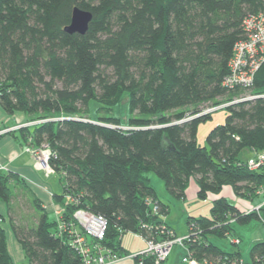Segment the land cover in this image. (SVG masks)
<instances>
[{
  "label": "trees",
  "instance_id": "16d2710c",
  "mask_svg": "<svg viewBox=\"0 0 264 264\" xmlns=\"http://www.w3.org/2000/svg\"><path fill=\"white\" fill-rule=\"evenodd\" d=\"M74 6L92 13L84 35L63 30ZM262 11L264 0H0V108L7 115L23 113L26 122L40 121L6 134L21 146L46 144L61 185L52 199L63 210L58 220H49L22 178L0 171V202L7 205L23 264H80L71 245L75 236L58 229L59 222L72 226L80 209L106 220L101 247L128 256L122 235L143 232L141 224L161 226L169 210L157 200L147 173L176 199L185 198L191 178L201 199L224 185L245 199L264 187V173L249 171L238 158L245 148L264 152V62L252 88L259 96L226 106L224 122L208 132L206 146L196 141L197 127L211 114L185 116L188 108L195 116L204 103L239 96L227 92L222 80L232 47L243 37L242 20ZM91 101L97 104L93 116ZM121 102L128 106L127 130L112 114ZM15 186L39 213L34 226L10 216ZM147 197L157 201L158 212L145 204ZM252 219L264 221V205L245 213L216 199L209 217L188 218L200 230L188 250L198 260L240 258L239 251H225L208 236L225 238L231 221ZM3 220L0 214V264H14ZM73 228L84 234L76 223ZM249 257L251 264H264V240L251 246ZM133 260L152 264L151 258Z\"/></svg>",
  "mask_w": 264,
  "mask_h": 264
},
{
  "label": "built area",
  "instance_id": "2783aa9c",
  "mask_svg": "<svg viewBox=\"0 0 264 264\" xmlns=\"http://www.w3.org/2000/svg\"><path fill=\"white\" fill-rule=\"evenodd\" d=\"M242 32L243 37L237 40L233 47L231 56L228 61V73L222 80V87L227 92H240L239 96L229 103H220L219 105H210V107L204 103L199 108L195 116H202L206 114H212L218 109L225 108L226 106L244 100H251L259 95L252 94V88L254 85V76L257 70L264 62V11L250 14L244 17L242 20ZM250 92L249 94H245ZM40 121L29 122L24 126H31ZM11 128L8 130H16L20 128ZM123 130L130 129L127 126L120 127ZM0 131V135L4 133ZM26 152L32 155L35 160V166L40 171H43L45 176L53 174V170L49 166L50 151L46 144H42L39 148L27 146ZM254 152V154L246 160V167L249 171L263 172L264 173V152ZM0 171H4L3 167H0ZM70 202L77 203V199L74 197H67ZM67 204V203H66ZM145 204L156 213L159 211L157 201L151 197L145 199ZM62 208V207H61ZM63 208L61 209V211ZM258 210V208L256 209ZM249 213V212H245ZM75 223L84 231L83 235H79L75 232L72 222V226L59 222L58 229L61 232H68L75 236V239L71 242L72 246H75L76 250L81 256L80 264H112L123 257H119L109 249L103 248L99 245V241L102 240L106 231L107 222L102 216L94 215L91 212L80 209L73 214ZM143 232L133 233L135 236L141 238L145 244V248L140 253L130 255V258L136 256L141 259L151 258L152 264H161L164 262L174 245L180 246L186 251L181 262L184 264H245V262L237 257L224 255L215 259H202L198 260L193 257L191 251L188 250V243L197 241L199 239L200 230H198L194 223H191L188 228V234L183 237H177L174 232L166 225L162 224L155 228H151L147 225L141 224ZM121 233V231H120ZM232 244L237 245L240 240L233 239ZM93 252V253H91ZM142 264V261L139 262Z\"/></svg>",
  "mask_w": 264,
  "mask_h": 264
},
{
  "label": "rangeland",
  "instance_id": "374dc122",
  "mask_svg": "<svg viewBox=\"0 0 264 264\" xmlns=\"http://www.w3.org/2000/svg\"><path fill=\"white\" fill-rule=\"evenodd\" d=\"M249 93L250 92H246L245 94L247 95ZM123 97H125V95ZM217 100L221 103H224V102H227V97H222ZM206 104L210 107L212 103H206ZM96 107H97V104L94 101H91L89 103L90 116H93L95 114ZM200 107L201 105L198 106V109ZM0 111L4 114V112L1 109ZM191 111H192L191 108L186 109L185 116L192 118L193 116L191 114ZM171 113L173 112H170V114ZM112 114L120 118V121L123 124V126L127 125L128 116H129L127 103L121 102V104H119L113 109ZM226 114H227V110L225 108L218 109L217 111L211 114L210 119H207L198 125L196 141L199 145L206 146V136L208 132L215 126L222 124L224 122ZM10 120L11 121H9L8 124H6L7 126L14 124V119L10 118ZM9 131H14V130L4 131V133L2 134H6ZM17 135L20 139V135L18 133ZM22 147L23 149H25V152H26L27 145H22ZM253 154L254 152L245 148L239 152L238 158L240 160H247L250 157V155L252 156ZM40 170L41 169H39V174L43 175L44 174L43 171H40ZM147 175L150 178L151 185H153L156 189L158 198L161 201L164 199H167V201L170 204L171 212L167 217H168V220L173 224L175 228L176 233L174 234L180 238L185 237L188 234V231L186 228L187 225L184 219L181 218V215L186 213L187 211L190 213H195V214L203 213V211L209 212L210 205L212 204V201H210L211 200L210 197L211 195L217 194V193L209 192L208 194H206L207 196H205L204 199H201L198 196L197 198L193 196L191 198L190 194H188L187 197L183 199H176L172 197L171 195H168L167 197L165 196V194H167L166 193L167 191L164 187L163 181L153 173H147ZM46 177H49V179L44 180L46 183L44 185H47L48 187L50 186L54 192L59 194L61 192V185L58 182V175L52 174ZM190 184H194L193 178L190 179ZM226 189H229L232 192V189L229 185L223 186L222 190L224 191ZM19 190L20 191L14 192L16 197H15V202L11 205V215L10 216L12 220L15 221L16 224H21L24 226L25 224L27 223L30 224L31 222L32 225L34 226V223L36 222V219L39 216V213L33 209L30 198L28 196H22V193H23L22 189L20 188ZM233 196L235 200H237V202L239 203L243 202L242 203L243 205H246V204L252 205L248 199L237 197L235 196V194ZM252 206L256 207L257 205L256 206L252 205ZM3 207H5V210L3 209ZM0 211L3 214V217L5 218L6 222H8V219H9L8 208H7V205H5L3 202H0ZM49 220H54L53 213L51 212L49 213ZM248 223L246 224L236 223L233 225V227L231 226L232 229L235 230L234 234L233 233L231 234V235H234L233 238H236L237 236L235 234H238L242 239V242H240V244L238 243L237 246H238L240 253L245 259L244 261H248L249 259V247L250 246L247 247V245L249 243V237L254 229V227L252 226L253 223L251 222V225ZM233 238L230 236H226L225 238H217V239L215 238V242H217L222 248L230 251L232 249H236L237 247V246H233V244L231 243V240ZM121 244H122L121 246H123L128 251L129 250L132 251V252L129 251L130 253H132V255H134L133 253H135L136 251H137L136 253H140L145 248L144 242H141L138 238H136V236L133 233H130V232L122 235ZM185 254H186V251L183 248H181L180 246L174 245L170 251V255L168 259L171 261L175 260L177 264H184L181 262V259L182 257L185 256ZM161 264H166V260L162 262Z\"/></svg>",
  "mask_w": 264,
  "mask_h": 264
},
{
  "label": "crops",
  "instance_id": "0c3cea01",
  "mask_svg": "<svg viewBox=\"0 0 264 264\" xmlns=\"http://www.w3.org/2000/svg\"><path fill=\"white\" fill-rule=\"evenodd\" d=\"M0 115H1L0 116V118H1L0 119V131H3L5 129L14 128V127L17 128L18 126L24 127L25 124L29 123V122H26V117L21 112H15L13 115H7L5 112L3 114L0 111ZM10 118L14 119V124L7 126L6 124H8V122L11 121ZM17 143L18 142L15 139H13L9 134H1L0 135V167H3L4 171H11L13 173H16L18 176H20L22 178V180L25 182V184L29 187V189L42 202V206L45 208L46 212L53 213L54 219L58 220L59 213L61 212L62 208H61L60 204H56L52 199V194L56 193V192H54L50 186H49L50 187L49 188L47 185H44V184H46L44 180L49 179V177H46L45 174H43L44 172L43 173L41 172L43 175L39 174V170L35 166L36 164H35L34 158L29 153L25 152V149H23V147L19 143L18 144ZM250 157H251V155H250ZM149 180H150V178H149ZM151 186L155 189V187L153 185H151ZM222 188H223V186H222ZM222 188L219 191V193L211 195L210 201L213 202L216 199L224 198L242 212L255 211L257 208L259 209L262 205H264V187L263 186H260L256 190V192L254 193V195H252L248 199L252 205H254V206L257 205L256 207H253L252 205H249V204L243 205L242 204L243 202L242 203L237 202V200H235V198L233 196L234 195L233 190H232V192L229 189H226L223 191ZM19 189L20 188L18 186H15L14 192L20 191ZM155 191H156V189H155ZM197 192H198V187L196 186L195 182H194V184H190V181H189V184L185 190V197H187V195L190 194L191 198H192V196L197 198ZM166 193L167 194H165V196L168 197V195H170V194L168 192H166ZM156 194H157V192H156ZM157 200L161 201L158 198V196H157ZM161 202L168 205L169 210L165 216L160 217L161 218L160 220L162 221V224L166 225L169 229H171L174 233H176L173 224L168 220V217H167L171 212L170 204L167 201V199H164ZM210 207H211V205H210ZM3 209L5 210V207H3ZM0 214L3 216L1 211H0ZM201 216L209 217V212L203 211V213L195 214V213H190L187 211L186 213L181 215V218L184 219V221L187 225V227H186L187 231L189 228L188 218L189 217H201ZM231 222H232L231 226L233 227V225L236 224V222H234V220ZM251 222L253 223L252 226L254 227V229H253V231L249 237V243L247 245V247L250 246L249 251H250L251 246L255 242L264 240V221H262L261 219L260 220L252 219L251 221H249L248 224L251 225ZM25 225L27 227H31L32 223L30 222V224L27 223ZM34 225H35V223H34ZM2 226L5 230V235H6V239H7V248H8V251H9V254L11 256L13 263L14 264H23L24 262H26V259H25L24 253H23L19 243L17 242V240L15 238L13 230L10 226L9 219H8V222H6V220L4 218V220L2 222ZM234 232H235V230L232 229V232L226 236H230L233 238L234 235H231V234L232 233L234 234ZM235 235L237 236L236 239H238V240H240V242H242L241 237L238 234H235ZM136 238H138L141 242H143V240L141 238H139L138 236H136ZM215 238L217 239V237H215V236H208L209 241L214 243L216 246L222 248L217 242H215ZM233 239H235V238H233ZM240 242H239V244H240ZM233 246H237V245L233 244ZM122 248H124V247L122 246ZM222 249L225 251H229V250H226L224 248H222ZM125 250H127V249H125ZM236 250L239 251L238 246L236 247ZM130 252H132V251H130ZM135 253H133V254H135ZM130 255H132V253H130L128 256H124L121 260H119L115 263H112V264H136L134 262V260L129 257ZM239 257L243 261L245 260L241 253L239 254ZM168 258H169V256H168ZM168 258L166 259V264H177L175 260L171 261ZM244 262H245V264H251L250 257H249L248 261H244Z\"/></svg>",
  "mask_w": 264,
  "mask_h": 264
},
{
  "label": "water",
  "instance_id": "95a60500",
  "mask_svg": "<svg viewBox=\"0 0 264 264\" xmlns=\"http://www.w3.org/2000/svg\"><path fill=\"white\" fill-rule=\"evenodd\" d=\"M92 20V13L89 10L82 9L78 6H74L71 10V16L69 23L63 28L67 34L84 35L89 23Z\"/></svg>",
  "mask_w": 264,
  "mask_h": 264
}]
</instances>
